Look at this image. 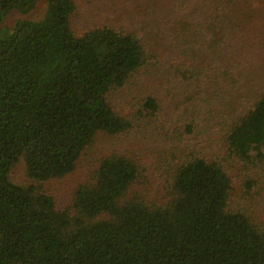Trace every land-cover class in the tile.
<instances>
[{
    "label": "trees",
    "instance_id": "obj_1",
    "mask_svg": "<svg viewBox=\"0 0 264 264\" xmlns=\"http://www.w3.org/2000/svg\"><path fill=\"white\" fill-rule=\"evenodd\" d=\"M38 1L0 0V22ZM44 1V19L0 31V264H264V219L248 206L264 186L253 191L259 184L246 177L238 186L233 169L264 164V81L244 47L231 56L234 39L261 36L232 19L247 0H184L150 30V43L118 28L77 36L73 0ZM157 37H176L178 46L158 49ZM162 99L178 112L161 130L169 193L153 201L130 193L139 162L112 151L59 211L46 183L70 174L98 135L156 130ZM213 103L216 112L203 111ZM209 124L213 153L186 144ZM20 159L26 186L9 178Z\"/></svg>",
    "mask_w": 264,
    "mask_h": 264
},
{
    "label": "rangeland",
    "instance_id": "obj_2",
    "mask_svg": "<svg viewBox=\"0 0 264 264\" xmlns=\"http://www.w3.org/2000/svg\"><path fill=\"white\" fill-rule=\"evenodd\" d=\"M73 2L74 10L70 16V27L75 35L80 36L96 28H118L135 31L147 43L153 41V37L146 36L153 29H162L166 20L171 16L168 14L176 11L178 8H183L185 3H189L184 0H73ZM46 9V2L40 0L27 13L10 11L0 22V31L7 33L8 30L13 29L16 23L24 20H42L46 15ZM232 17V19L237 17L240 20H237L238 24L233 23L240 26V28L247 29L250 33L256 31L261 33L260 37L234 39L231 56L232 53L237 54V47H244V54L251 53V58L247 60L248 65L251 64L250 66L256 72L258 71L263 78L262 81H264V0H247L245 3L242 2L237 6ZM232 21L235 22L234 20ZM164 32H168L166 27ZM198 41H194L193 39L195 47L198 46ZM154 45H157L158 49L169 52L176 49L178 43L176 37H157ZM163 54L165 55L166 53ZM258 73L257 76L261 79ZM255 80L258 81L257 77ZM159 84L155 83V80L149 79L147 81L148 88L161 96L162 85ZM115 101H110L111 105L116 110L123 109V101L117 99ZM214 106V103L212 106H205L203 107V111L208 109L214 113L217 111ZM162 107L164 112L161 124L156 130L127 138L98 135L70 174L46 183L45 190L53 197L56 208L59 211L71 208L76 188L91 181L98 159L112 151L125 153L139 162L141 167L140 178L137 184L130 188V193H139L149 201L159 200V196H164L165 193L167 195L169 192H166L162 188L166 186L168 179V172L166 171L168 162L165 158L169 156L167 152L169 144L164 141L161 130L164 127H172V123L178 112L176 110H169L167 102H163V99ZM211 125L201 126L197 129L196 134L190 137L186 144L200 143L209 150L208 153H213L216 149V132L212 129ZM233 169L237 180L240 181L238 186L244 185L242 181L243 177L248 179L254 178L255 182L259 184L252 188L253 191L258 192L259 188L264 186L263 183H259L260 176L264 175V164H260L253 170L252 168H246L249 173L243 172V168L237 164ZM9 178L15 184L22 186L30 184L26 176L23 159H20L12 167ZM252 200L253 202L248 205L249 208L252 209V212L254 211L257 221H263L264 190H260V196L257 195Z\"/></svg>",
    "mask_w": 264,
    "mask_h": 264
}]
</instances>
